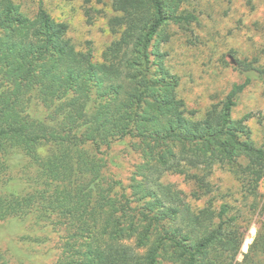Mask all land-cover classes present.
Here are the masks:
<instances>
[{"label":"trees","instance_id":"16d2710c","mask_svg":"<svg viewBox=\"0 0 264 264\" xmlns=\"http://www.w3.org/2000/svg\"><path fill=\"white\" fill-rule=\"evenodd\" d=\"M111 1L118 37L95 62L43 2L29 17L14 0H0V184L25 160L38 174L32 191L0 194V230L16 232V221L31 216L65 226L53 264H264V220L238 260L246 231L229 204H217L211 182L217 166L247 196L264 181V149L251 139L249 116L232 117L264 70L235 60L244 81L199 119L179 98L180 79L161 51L169 26L200 23L184 9L191 0ZM122 142L140 157L125 180L113 155ZM167 175L192 184L190 194L164 182ZM190 197L206 203L194 207ZM0 264H9L1 248Z\"/></svg>","mask_w":264,"mask_h":264},{"label":"rangeland","instance_id":"374dc122","mask_svg":"<svg viewBox=\"0 0 264 264\" xmlns=\"http://www.w3.org/2000/svg\"><path fill=\"white\" fill-rule=\"evenodd\" d=\"M22 13L34 17L40 2L56 22L68 25L67 37L77 50L92 48L95 62L102 61L104 50L118 36L110 28V20L116 13L111 0H14ZM89 9V13L86 11ZM184 9L195 13L200 20L187 31L169 26V40L161 45L165 54L164 65L171 74L179 77L178 96L188 110L202 118L207 109L221 101L232 85L244 81L236 68L235 60L246 61L264 70V0H191ZM249 116L247 126L254 144L264 149V81H254L240 96L232 117L236 120ZM42 157L50 152L49 146L38 150ZM120 161V176L125 180L140 162L131 142H122L113 152ZM10 173L12 181L3 186L0 194L8 188L27 193L35 187L32 180L37 171L27 160L14 166ZM164 182L177 185L186 194L193 189L182 176L167 175ZM217 204H229L238 216L241 230H245L244 243L238 260L247 253L257 236L259 223L264 220V181L256 196L242 192L240 182L228 169L217 166L211 176ZM7 187V188H6ZM224 197L221 199V197ZM194 207H203L206 199L199 202L191 197ZM34 216L16 221V232L0 230V248L7 253L9 264H53L63 252L68 236L65 226L53 229L50 222L38 224Z\"/></svg>","mask_w":264,"mask_h":264}]
</instances>
